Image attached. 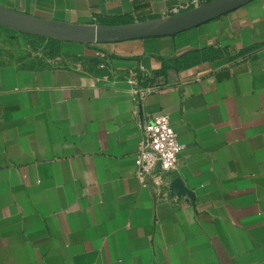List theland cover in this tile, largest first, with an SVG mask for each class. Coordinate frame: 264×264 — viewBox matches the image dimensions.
<instances>
[{"label": "crops", "instance_id": "0c3cea01", "mask_svg": "<svg viewBox=\"0 0 264 264\" xmlns=\"http://www.w3.org/2000/svg\"><path fill=\"white\" fill-rule=\"evenodd\" d=\"M209 1L0 6L116 25ZM66 43L56 64H0V264H264V0L173 34ZM139 73L159 85L141 101ZM161 113L193 199L136 174L143 124Z\"/></svg>", "mask_w": 264, "mask_h": 264}, {"label": "water", "instance_id": "95a60500", "mask_svg": "<svg viewBox=\"0 0 264 264\" xmlns=\"http://www.w3.org/2000/svg\"><path fill=\"white\" fill-rule=\"evenodd\" d=\"M248 0H211L193 9L140 22L116 25H77L47 20L0 6V16L14 20L11 15H26L23 23L45 33L61 36L69 41L82 43L115 42L146 36L167 35L190 28L227 12ZM31 19V20H29ZM45 21V22H41Z\"/></svg>", "mask_w": 264, "mask_h": 264}, {"label": "built area", "instance_id": "2783aa9c", "mask_svg": "<svg viewBox=\"0 0 264 264\" xmlns=\"http://www.w3.org/2000/svg\"><path fill=\"white\" fill-rule=\"evenodd\" d=\"M135 95L139 101L159 85L141 87L140 80L149 81L148 76L138 74ZM171 124L167 113L158 114L143 124V137L135 155L136 174L144 185L152 184L156 189L165 187L164 197L187 196L194 198L193 190L188 188L181 177L174 176L178 169L179 156L185 148ZM167 187V188H166ZM168 189V190H167Z\"/></svg>", "mask_w": 264, "mask_h": 264}, {"label": "rangeland", "instance_id": "374dc122", "mask_svg": "<svg viewBox=\"0 0 264 264\" xmlns=\"http://www.w3.org/2000/svg\"><path fill=\"white\" fill-rule=\"evenodd\" d=\"M11 17L14 20L0 16V64L50 65L61 62L64 45H68L69 40L27 26L23 23L29 18L26 15Z\"/></svg>", "mask_w": 264, "mask_h": 264}, {"label": "bare ground", "instance_id": "6f19581e", "mask_svg": "<svg viewBox=\"0 0 264 264\" xmlns=\"http://www.w3.org/2000/svg\"><path fill=\"white\" fill-rule=\"evenodd\" d=\"M31 25L33 26V24H32V23H30V26H31Z\"/></svg>", "mask_w": 264, "mask_h": 264}]
</instances>
